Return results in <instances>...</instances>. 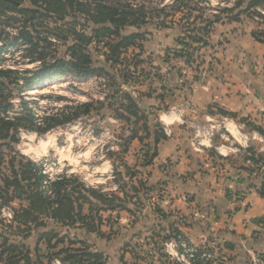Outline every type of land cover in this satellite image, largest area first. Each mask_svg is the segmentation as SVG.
<instances>
[{
    "label": "trees",
    "instance_id": "16d2710c",
    "mask_svg": "<svg viewBox=\"0 0 264 264\" xmlns=\"http://www.w3.org/2000/svg\"><path fill=\"white\" fill-rule=\"evenodd\" d=\"M146 1L131 5L122 0H0V215L3 209H10V217L0 219V264H109L104 252L92 249L94 245H89L87 239H79L76 233L71 234L70 231L111 240L117 233L109 226L111 216L104 218L103 214L115 209L130 213L125 204L140 201L139 194L143 197L147 190L144 183L137 181L139 188L136 189L131 181L134 175H131L128 191H133L134 195H130L126 190L128 185L122 183L121 175L112 162V183L116 190L106 193L102 187L90 186L76 174H67L66 170L62 174L49 176L42 160L24 158L14 150L13 145L19 143L23 132L42 136L91 114L93 101L77 102L37 117L25 101L24 97L29 91L67 76L77 80L105 77L109 82L108 87L112 89V99L120 95L123 100L116 109V119L133 126L142 121V130L149 134L140 99L134 97L143 69L128 56L137 57L142 52V44L151 35L140 30L157 12L152 7H157L156 4ZM162 7L159 11H164L166 7L175 9L176 13L186 11V17H191L197 11L195 0H171L170 5ZM244 14L262 20L257 25L263 27L251 32V36L264 44V0H238L232 8L215 11L208 19L199 22L197 20L201 17L185 20V23L190 20L191 27L181 29L182 37L177 39L181 49L174 52L173 57L184 60L187 66H193L197 58L195 54L207 46L206 39L213 25L220 22L222 16L237 22ZM165 17L169 21L160 23L161 30L169 29L171 23L174 24L173 16ZM49 22H55L58 26L55 25L54 30L43 27ZM76 26L80 31L76 30ZM59 28L66 30L61 32ZM42 31L63 42L65 50L62 58L53 56L47 59L44 53L47 46L42 42L48 43V46L52 42L48 41L51 37H44ZM8 45L18 48L26 46L25 52L30 57L36 56L30 63L37 62L38 66L30 71L2 66ZM100 49L106 50L102 54L105 58L102 62L99 59ZM135 49L140 53L136 55L130 51ZM95 54L98 58L94 57ZM102 63H113L108 67L111 72L102 68ZM9 87L18 90L21 110L17 114L7 111L13 97ZM95 103L101 106L99 102ZM248 125L264 138V127ZM153 135L152 153L143 156L145 165L152 162L156 156V145L166 137L162 130L155 131ZM134 138L135 134L129 135L126 146ZM126 146L121 155L127 153ZM5 147L8 153L2 151ZM114 154L120 155L109 152L108 156ZM15 202L17 206L13 207ZM103 226L108 231H102ZM56 227L63 229V232H58ZM168 231V236L156 235L159 243H164L173 235H180L175 229L169 228ZM154 234L155 231H152L150 237H154ZM141 235L134 234L132 239ZM30 239L34 240L33 247ZM124 247L130 248V243ZM157 253L161 258L164 256L162 247H157ZM258 258L264 262V255Z\"/></svg>",
    "mask_w": 264,
    "mask_h": 264
},
{
    "label": "crops",
    "instance_id": "0c3cea01",
    "mask_svg": "<svg viewBox=\"0 0 264 264\" xmlns=\"http://www.w3.org/2000/svg\"><path fill=\"white\" fill-rule=\"evenodd\" d=\"M162 30L154 44L158 49L153 50L161 53L160 49L167 50L168 46L173 53L180 50L177 39L182 37L181 31L173 35L166 31L169 29ZM147 38L152 39V35ZM206 40L207 46L199 49L196 60L200 65L197 70L204 72L173 57L171 65L165 59L158 75L135 87L134 97L140 99L147 118L149 134L144 133L149 146L154 147L155 131L169 129V136L156 145L150 164L141 165L135 155L130 161L139 169L133 184L141 181L147 189L143 193L145 211L137 221L146 232L153 225L166 234L171 228L193 246L214 249L216 264H250L252 257L264 255V138L247 126L263 127L264 44L255 41L248 28L224 16L213 25ZM145 86L152 91H141ZM219 111L228 117L221 129L225 137L215 128L213 137L195 139V127L202 128L205 135L210 129L205 116ZM140 138L136 135L129 143L134 154ZM245 150L251 154L249 160ZM129 151L125 156L131 154ZM119 168L123 180L131 165L125 160ZM55 229L63 232L60 227ZM102 231L108 228L103 226ZM72 232L85 236L88 244L95 236ZM139 233L133 229L130 239ZM115 238L98 240L108 243ZM89 245L104 252L109 263L107 251ZM126 254L119 256L120 264H140L131 257L128 260ZM155 263L173 264L166 256L153 258L151 264Z\"/></svg>",
    "mask_w": 264,
    "mask_h": 264
},
{
    "label": "rangeland",
    "instance_id": "374dc122",
    "mask_svg": "<svg viewBox=\"0 0 264 264\" xmlns=\"http://www.w3.org/2000/svg\"><path fill=\"white\" fill-rule=\"evenodd\" d=\"M122 1L131 5L141 3V0ZM148 1L154 5L156 4L155 6L157 7H152L154 8V11L157 9V12L153 18H149L148 23L140 30L141 32L150 33L152 39L147 38L146 40L148 41L142 44L143 51L141 53L136 49L130 50L134 51V54L136 55L140 53L137 57L133 58L128 54L134 63H139L138 66L140 69L143 68L142 76L138 82H143V84H145V80H149L154 75L159 74L162 61L168 59L167 62L170 61L168 64L171 65L172 63L174 55L173 48H170L169 46L167 47V50L162 48L160 49L161 53H156L157 51L153 50V47L158 49L156 48L157 45L154 46V44H156L155 42L157 39H160L158 36L161 32V28H159L161 26L160 23L162 21H169V18H166L165 15H170V17L173 16L174 19V24L171 23V27L166 31H170L173 35H177V31L180 32L181 29L183 30L185 27H191L190 20L194 19V17H201L200 20H197L198 22L208 19L211 15H214L215 11L218 12L232 8L233 4L238 0H195L198 8L196 7L197 11L193 12L191 17H186L188 15L186 11L176 13L175 9L168 7H166L164 11H159L163 8L162 6L170 5L171 0H147L146 3H148ZM181 18L182 20H180ZM188 19H190L189 22L185 23L184 21ZM259 22V18L244 14L239 17L235 24L244 29L248 28L251 32H255L263 27L257 25ZM54 23L55 22H53V24L52 22L45 23L43 27L54 30L55 25L58 26V24ZM43 27L40 29H43ZM75 28L80 31L79 26H76ZM59 29H61V32H65L66 30L65 28ZM42 32L44 37L45 35L50 36V34H46L44 31ZM48 41L52 42L49 46L48 43L42 42V44L47 46L44 52L48 57L47 59H50V57L53 56L62 58L65 50L63 42L57 40L55 36H52ZM100 47L101 46H99V48ZM25 49L26 46L18 48L8 45L1 65L10 69H20L23 71L33 70L34 67L38 66V63H30V61L32 58L35 59L36 56L30 57L29 54L25 52ZM90 49L93 48L91 47ZM100 50L101 53L99 59L102 62L105 59L102 57V54L106 52V50ZM197 53L195 54V57L198 56ZM95 55L96 56L94 57L98 58L97 54ZM112 64L102 63L101 67L111 72L108 67ZM196 66L200 68L197 61L193 64V68L197 70ZM199 68L197 72H200V70L204 72V69L202 70ZM108 85L109 82L105 77H91L88 80H77L71 76H67L46 82L38 88L39 90L36 89L31 92L29 91L24 99L29 103V106L32 107L37 117H41L46 113H54L56 109L61 110L65 106L77 102L89 103L90 101H93L94 110L90 115L82 117L74 123L58 127L42 136H37L32 132H23L20 135L19 143L13 145L14 150L26 159L32 161L42 160L46 173L51 177L62 174L63 171L66 170L67 174H76L90 186L102 187L103 191L106 193L114 191L115 188L112 183V162H114V165L120 169L119 165L126 160V163H130L131 168L126 172L127 176L123 179L122 183L128 185L126 186V190L128 191V188L130 187L129 177H131V175L137 177L136 174L139 172L138 165L137 167L133 166V162H130L132 156L135 155V158L140 160L139 163L144 165L145 162L143 156L145 153L150 155L152 153V147L149 146L148 136H146L144 131L140 128L141 123H137L136 126H133L122 120L116 119V109L121 105L123 100H121L120 95H117L112 99V89L108 87ZM16 89L17 88L15 87H9L11 93L13 92V97L11 98L10 107L7 111L12 114H17L21 110V101L17 96L18 90ZM137 90H140V88L138 87ZM141 91L150 93L152 90H149V88L145 86ZM95 102H99L101 106ZM131 134H135L142 139L140 146H136L139 148L137 151L135 150V154L133 153V147H130L131 144H127L126 146V138ZM124 146L128 147V149L130 148L131 154L126 156L121 155ZM2 151H4V153L9 152L6 147L3 148ZM109 152L120 155L114 154V156L109 157ZM122 172L125 173L124 170H122ZM134 179L131 180L132 183H134ZM135 188L138 189L139 186L136 184ZM128 192L130 195H134L133 191ZM143 200L144 198L140 195V201H132L125 204L126 208H131L130 213L115 209L108 214L111 216V219L108 221L109 226L112 227L113 232L117 233L114 240L106 243L104 240H98L95 236L90 238L89 244H95L96 248L108 252L110 264H120L118 258L122 252H125V250L128 251V254L125 255L126 258L129 260L131 257L132 261H135V263L151 264L153 258L159 259L160 256L159 253H157V247H162L163 243H159L156 235L164 237L169 234H166L164 230L159 232L157 225H153L150 232H146L145 228H140L141 225L137 219L141 217L143 211H145V209H143L145 207ZM13 207H16V205H13ZM9 213L10 209H3L0 219H8L10 217ZM146 214L151 215L150 213ZM133 229H138V231L142 233L141 237L135 236V238L131 240L130 235ZM152 231H155L156 234L151 238L150 233ZM76 234L81 239L85 238V236L77 232ZM30 243L33 247L32 243H34V240L32 241L30 239ZM128 243H130V248H125L124 245H127Z\"/></svg>",
    "mask_w": 264,
    "mask_h": 264
},
{
    "label": "built area",
    "instance_id": "2783aa9c",
    "mask_svg": "<svg viewBox=\"0 0 264 264\" xmlns=\"http://www.w3.org/2000/svg\"><path fill=\"white\" fill-rule=\"evenodd\" d=\"M259 23H262L261 19ZM215 118L219 122L215 121ZM227 118V116L218 112H214L212 115L205 116V122L209 124L210 129L205 132V135H203L202 128L196 126L194 134L195 139H200L202 136L207 138L213 137V131L215 128H218V132L222 137H225V134L221 132V129L223 122L228 120ZM262 125L264 127V114L262 116ZM239 126L243 127L244 125ZM162 132L165 136H169V129L167 127H164ZM244 154L248 160L251 158V154L248 151L245 150ZM114 190H116V186ZM162 248L163 255L170 259L173 264H216L214 249L205 246H193L182 235H173L170 239L162 244ZM250 264H264V262L258 257H252Z\"/></svg>",
    "mask_w": 264,
    "mask_h": 264
},
{
    "label": "bare ground",
    "instance_id": "6f19581e",
    "mask_svg": "<svg viewBox=\"0 0 264 264\" xmlns=\"http://www.w3.org/2000/svg\"><path fill=\"white\" fill-rule=\"evenodd\" d=\"M34 90V89H33ZM39 90V89H38ZM32 91V90H31ZM33 92H36V91H33Z\"/></svg>",
    "mask_w": 264,
    "mask_h": 264
}]
</instances>
